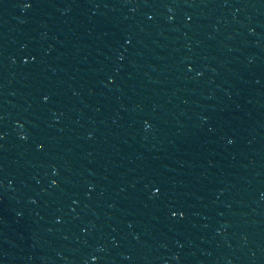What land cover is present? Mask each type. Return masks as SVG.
Segmentation results:
<instances>
[{
    "label": "water",
    "instance_id": "1",
    "mask_svg": "<svg viewBox=\"0 0 264 264\" xmlns=\"http://www.w3.org/2000/svg\"><path fill=\"white\" fill-rule=\"evenodd\" d=\"M0 93L69 264H264V0H0Z\"/></svg>",
    "mask_w": 264,
    "mask_h": 264
},
{
    "label": "snow or ice",
    "instance_id": "2",
    "mask_svg": "<svg viewBox=\"0 0 264 264\" xmlns=\"http://www.w3.org/2000/svg\"><path fill=\"white\" fill-rule=\"evenodd\" d=\"M25 7H31V4H25Z\"/></svg>",
    "mask_w": 264,
    "mask_h": 264
}]
</instances>
